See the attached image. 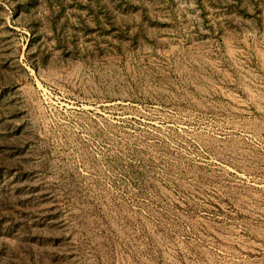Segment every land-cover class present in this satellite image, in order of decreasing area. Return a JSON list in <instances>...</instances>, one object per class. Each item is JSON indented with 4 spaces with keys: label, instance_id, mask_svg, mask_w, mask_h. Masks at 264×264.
<instances>
[{
    "label": "rangeland",
    "instance_id": "rangeland-1",
    "mask_svg": "<svg viewBox=\"0 0 264 264\" xmlns=\"http://www.w3.org/2000/svg\"><path fill=\"white\" fill-rule=\"evenodd\" d=\"M0 264H264V0H0Z\"/></svg>",
    "mask_w": 264,
    "mask_h": 264
}]
</instances>
